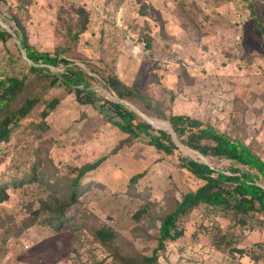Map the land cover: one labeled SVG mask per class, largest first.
I'll return each mask as SVG.
<instances>
[{
  "label": "rangeland",
  "instance_id": "374dc122",
  "mask_svg": "<svg viewBox=\"0 0 264 264\" xmlns=\"http://www.w3.org/2000/svg\"><path fill=\"white\" fill-rule=\"evenodd\" d=\"M71 3L87 13L78 38L73 33L81 25ZM257 22L264 28V0H4L0 30L12 35L0 40V73L29 63L16 34L20 24L38 50L93 66L99 75L113 72L166 114L209 122L264 159V36ZM95 86L110 97L103 84ZM44 93L61 97L46 118L48 129H16L10 142L0 144V170L13 162L16 148L39 147L42 171L61 185L50 191L38 179L8 189V199L0 203V264H115L116 256L149 254L160 217L198 181L176 166L174 156L147 145L145 136L127 139L102 116L109 112L100 103L79 104L62 88ZM148 120L168 128L163 119ZM102 156L103 163L84 179L70 220L55 229L43 212L24 227L43 201L65 200L78 167ZM140 172L143 176L130 184ZM228 224L219 212L197 207L180 224L183 237L169 242L159 259L163 264H264V248L257 245L264 247V217L251 220L249 229H237L233 246L243 255L217 246L213 225L225 230ZM101 226L115 233L112 247L93 236Z\"/></svg>",
  "mask_w": 264,
  "mask_h": 264
},
{
  "label": "trees",
  "instance_id": "16d2710c",
  "mask_svg": "<svg viewBox=\"0 0 264 264\" xmlns=\"http://www.w3.org/2000/svg\"><path fill=\"white\" fill-rule=\"evenodd\" d=\"M3 1L0 0V6ZM70 6L75 8L73 3ZM74 10L81 25L80 31L73 33V37L78 38L86 26L87 13L80 7ZM257 25L264 36L263 26L259 22ZM16 34L21 52L29 63H24L25 69L0 73V144L10 142L14 131L19 128L45 132L48 129L46 118L57 108L61 97H46L44 92L51 88H62L65 93H73L79 104L94 106L100 103L99 106L109 112L102 116L127 134V139L143 140L145 136L147 145L165 155L174 156L176 166L198 181L194 190L183 193L160 217L153 250L138 258L116 256L115 264H163L159 257L164 256L167 244L184 235L180 225L183 218L200 206L217 211L229 219L225 230L213 225L217 246H223L228 253L243 255L242 249L233 246L240 234L237 229H249L251 220L264 217V159L255 150L191 114H166L139 89L125 84L113 72L99 75L93 66L87 69L57 52L38 50L29 44L26 30L20 24ZM11 35L7 29L0 30L1 41H6ZM59 66L61 70H56ZM96 82L105 86L110 97L100 95ZM150 117L163 119L168 123V128L155 127L148 120ZM181 147L194 152L195 156L185 154ZM42 159L39 147L16 148L13 162L0 170V203L8 199L9 188H18L38 179L50 191H56V184L61 185L60 179L47 177L41 168ZM105 159L102 156L78 167L76 175L67 185L65 200L50 197L47 202L43 201L38 209L32 211L33 217L24 227L31 226L43 212L48 216L47 223L54 225L55 229L70 220L71 211L76 209V199L85 185L84 179ZM142 176L143 172L134 174L129 180L130 184L136 183ZM140 212L134 216L139 218ZM93 236L106 247H112L115 241V233L107 226L96 228ZM257 245L264 248L261 243ZM261 253L259 251L258 256L254 255V260H258Z\"/></svg>",
  "mask_w": 264,
  "mask_h": 264
}]
</instances>
